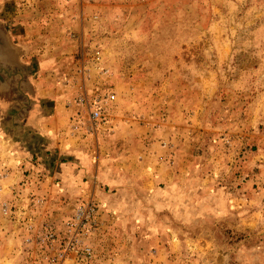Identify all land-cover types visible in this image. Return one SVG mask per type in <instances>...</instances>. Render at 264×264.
I'll use <instances>...</instances> for the list:
<instances>
[{
	"label": "rangeland",
	"instance_id": "rangeland-1",
	"mask_svg": "<svg viewBox=\"0 0 264 264\" xmlns=\"http://www.w3.org/2000/svg\"><path fill=\"white\" fill-rule=\"evenodd\" d=\"M0 28L68 109L0 174V264H264V0H0Z\"/></svg>",
	"mask_w": 264,
	"mask_h": 264
},
{
	"label": "crops",
	"instance_id": "crops-1",
	"mask_svg": "<svg viewBox=\"0 0 264 264\" xmlns=\"http://www.w3.org/2000/svg\"><path fill=\"white\" fill-rule=\"evenodd\" d=\"M26 65L27 61L22 53L19 52V46L13 41L12 37L10 38L6 29L2 30L0 28V84L3 85L5 92L3 97L0 98V111L8 113V115L10 113L14 114L11 122L9 121L10 124L0 125V130L3 128L4 131L2 132L5 138L11 144L14 143L16 145V149L7 154V157H9L7 159L8 164L6 162L3 166L1 162L0 174H4L6 181L11 182V185L14 183V188L18 187V181L22 180V175L25 174V171L30 169L31 166L28 163L30 158L36 157L40 159V152L47 155L46 151L49 150V147L54 149L52 147L56 143L62 146L65 141H68L66 137L60 135L62 129L65 130L66 127L63 126V122H60V114L63 117V114L67 113L68 109L63 107L64 110H61L60 106L55 107L56 103L60 102L59 97L51 94L44 96V93L42 94L44 91L50 92L51 90L48 91L47 86L45 87L42 82L36 84L34 81L35 83H33L31 72L26 70ZM48 99L52 102L55 101L54 106H46L50 101ZM53 120H56L55 126L52 125ZM34 139L39 146H34L33 151L29 152L27 151V146H30L29 144H32L31 140ZM51 155L52 153L49 154V156ZM68 155L70 156L71 154ZM61 156L64 157L62 154L57 157L52 156V159L57 161L55 168L65 169L61 173V179L64 182H70L69 179L72 176L78 178L76 172L73 171L72 164L69 163L70 161L66 163L60 162ZM14 158H17V161ZM113 180L111 178L110 183ZM114 181L116 183V180Z\"/></svg>",
	"mask_w": 264,
	"mask_h": 264
},
{
	"label": "built area",
	"instance_id": "built-area-1",
	"mask_svg": "<svg viewBox=\"0 0 264 264\" xmlns=\"http://www.w3.org/2000/svg\"><path fill=\"white\" fill-rule=\"evenodd\" d=\"M94 117L98 116V112H94L93 114ZM4 212L6 213V208H4ZM82 212H79V214L76 216L77 219H80V217L82 216ZM54 234L50 231V229L46 228L45 234H44V238L45 240L49 241V242H54ZM26 241L28 242V240L26 239ZM73 247V244H67V248L68 250H71ZM88 252V250H86Z\"/></svg>",
	"mask_w": 264,
	"mask_h": 264
}]
</instances>
